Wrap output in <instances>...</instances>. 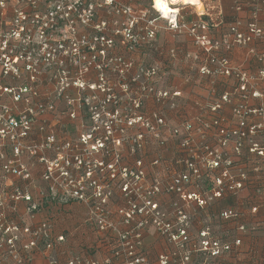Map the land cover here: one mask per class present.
Segmentation results:
<instances>
[{
	"label": "built area",
	"instance_id": "obj_1",
	"mask_svg": "<svg viewBox=\"0 0 264 264\" xmlns=\"http://www.w3.org/2000/svg\"><path fill=\"white\" fill-rule=\"evenodd\" d=\"M141 1L0 0V264H31L35 253L44 257L47 264H146L148 258L142 248L148 227H153L166 244L173 245L158 255V264H187L194 257L200 258L199 264H207L223 254L235 257L234 264H264V242L258 249L244 252L240 250L241 237L225 241L214 235L209 225L190 232L191 235L185 214L190 209H203L224 195L238 197L252 183L247 168L243 169L234 157L246 154L248 162L254 163L253 170L264 173V87L257 90L258 80L226 55L235 44L264 38V22L259 25L252 16L246 32L237 31L232 25V38L220 43L210 40L207 22L182 19L184 6L168 0L173 10L165 16L153 6L154 0H148L155 15L139 33L134 31L138 20L133 11L134 4ZM250 1L264 4V0ZM102 4L125 17L120 42H126L128 48L140 43L152 46L156 36L153 23L157 19H164L168 29L188 33L196 47L202 49L199 54H185L194 59L191 64L199 77H210V83L214 77H230V91L223 92L208 107H201L195 123L185 119L175 125L170 124L166 109L176 110L175 99L182 96L181 89L161 88L162 78L156 77L147 87L156 108H143L144 99L136 96L126 113H119L114 107L105 111L102 134L89 146L82 148L77 143L59 141L47 128L50 124L44 117L46 112L55 111V102L47 97L30 104L26 94L35 95L36 90L27 82L14 86L10 79L23 72L25 76L27 71L33 78L40 72V60L57 59L62 65L59 54L66 52L67 47L71 53L87 57L84 70L90 65L105 66L96 58L105 56L114 39L100 32L99 23L92 21L96 8ZM81 25L95 29L91 40H87L86 32L77 34V26ZM170 54H175L174 49H170ZM114 60L120 72L131 65L120 56ZM158 68V64L151 66L150 74L155 75ZM258 75L264 80V68ZM136 79L132 76L130 81ZM191 81L188 76L183 79L184 83ZM251 99H257V103L251 104ZM230 102L227 119L218 111ZM98 116L97 112L91 118ZM128 128L134 131L126 133ZM90 136L91 133L82 136L80 141L88 144ZM168 137L177 139L176 154L169 159L165 156ZM124 141L128 142L126 152L139 156L122 160L117 149ZM148 142L156 148L151 157L145 155ZM109 143L113 151L108 148ZM99 150L102 157L89 156ZM35 174L39 182L34 179ZM262 188L264 184L256 186L254 192L259 194ZM71 201L86 206L84 224L92 236L91 248L103 249L102 259L77 253L61 260L55 255L65 235L54 233L52 217L37 220V215L47 202ZM20 202L25 204L22 212ZM257 210L255 205L250 208L251 213ZM220 215L232 220L241 216L235 208L225 209ZM257 229L258 223L236 224L242 234Z\"/></svg>",
	"mask_w": 264,
	"mask_h": 264
},
{
	"label": "crops",
	"instance_id": "obj_2",
	"mask_svg": "<svg viewBox=\"0 0 264 264\" xmlns=\"http://www.w3.org/2000/svg\"><path fill=\"white\" fill-rule=\"evenodd\" d=\"M200 3L203 5L202 10L194 9L189 12L192 13L191 15L186 14L188 16L186 18L205 20L208 23L207 33L212 41L215 40L221 43L224 39L230 40L232 38V33L230 32L232 25L236 26L237 31L246 32V24L254 19L252 16L256 17L259 25L264 22V4L257 1L253 4L250 0H200ZM158 36V39L164 37L165 57L171 47L177 50L176 58H170L164 62H157L164 69L167 68L168 71L166 78L162 79L159 87L164 88V83L170 89L181 86L183 79L188 75L192 77V82L195 83L196 78H198L197 71L191 66V62L186 58L184 59V52L195 53L199 51V48L194 46L185 34L177 33L172 29L163 28V33ZM168 42L170 43L168 44ZM263 47L264 38L257 37L246 44L233 45V48L226 54L230 61L246 70L252 78L258 80L257 90H261L264 87V80L258 75V71L264 68V58H261ZM220 53L223 54L224 51L221 50ZM201 78L202 80L198 84L189 85L186 83L181 86V92L183 94L178 99L182 107L171 111L166 109V115L168 118H171V124H179L185 119H189L195 123L194 117L199 113L200 107L192 106V100H197L199 103L205 104L215 100L223 92H229L231 89L232 79L230 77L229 79L225 77H214L213 83H210L212 79L208 76H201ZM148 101H150V105L148 104L150 109L156 108L151 98ZM250 103L256 104L257 99H251ZM231 104L232 102L224 103L223 108L218 113L227 119L230 118ZM262 119L264 121V117ZM254 120L259 121L261 119L254 118ZM172 138H167L168 143L165 150L167 159L174 154L172 151L174 146L171 145ZM152 155L148 154V157ZM234 159L243 169L246 170L247 168L248 176L251 178L252 183L247 184L240 191L238 197L224 195L210 202L203 209H190L194 211L192 212L194 213V224L191 226V233H195L203 228L204 224L209 225L213 234L220 236L225 241H231L234 236L241 237L240 250L247 252L248 249H258L264 242V188L261 189V193L259 194L254 192L256 186L260 187L264 184V173L253 170L254 163L248 162L246 154L240 157H234ZM210 175L212 176V173ZM34 179L39 182L37 174L34 175ZM117 198L119 200L118 196ZM24 205V202L19 203L20 212H22ZM252 205L258 207L255 213L250 212ZM233 208L241 216L234 220L223 219L221 217L220 213L223 210ZM202 212L205 214L204 220H201L199 216ZM46 216L52 217L53 219L54 233H63L65 235V240L55 251V255L59 259L64 260L77 253L89 254L98 259H102L105 256L103 249L91 248L93 241L92 236L88 233L89 227L84 224L86 206L83 203L78 201H71L65 204L47 202L37 215V220ZM237 222H245L247 224L248 222L258 223V229L248 234H242L236 230ZM143 239V253L148 258L146 264H158V255L167 249L165 239L159 236L153 227L146 229ZM235 261L236 259L232 255L223 254L218 258L210 259L207 264H234ZM197 263H200V258L194 257L192 264ZM31 264H47V260L39 253H35Z\"/></svg>",
	"mask_w": 264,
	"mask_h": 264
},
{
	"label": "rangeland",
	"instance_id": "obj_3",
	"mask_svg": "<svg viewBox=\"0 0 264 264\" xmlns=\"http://www.w3.org/2000/svg\"><path fill=\"white\" fill-rule=\"evenodd\" d=\"M134 5L135 7L133 15L138 20L134 27V31L140 33L144 31V26L149 25V21H151L154 17L155 11L149 7L148 0H143L139 4L136 3ZM178 6H184L181 12L182 19H185L188 22L202 20L199 18H186L188 17L186 14L191 15L192 13L189 12L197 9L195 6L187 4H178ZM92 21L94 24L99 23L100 32H103L108 37H112L114 39V43L111 45V47L106 48L105 56L99 55L96 58V60L104 63L105 66H102L101 68H95L90 65L87 70H84L83 62H86L87 57H81V53L79 55L76 53L73 54L67 47L66 52H61L59 54L63 60L62 65H59V62L57 59H55V57V61L50 60L47 62L45 60H40L37 66V69L40 67V72L38 71L36 76L33 78L29 77L27 71L25 72V76L23 72L19 77L10 79L11 84L14 86L18 87L24 82H27V84L30 85L33 90H36L35 95L29 94L27 92L24 93H27L26 96H28L30 104H33L39 99L45 100L47 97L52 102H55V111L46 112L44 116L47 120V123L50 124L47 128L49 130L52 129L53 133L56 134L57 139L62 143H77L78 146H81L82 148H84V146H89V144L93 142L96 137L102 134V126H104L103 120L106 118L105 111L113 109L114 107L119 113H126L128 109L127 106L131 105V99L135 98L136 96H141L144 99L143 108L150 109V101H148L150 98L147 91L148 84H150L151 81L156 77H161L163 79L166 78V75L168 74L167 68L164 69V67L159 65L157 62H164L167 59L176 58L175 56L177 53V50L171 47L170 49H174L175 54L172 56L169 50L165 57L164 37L158 39V35L163 33V28L168 29L164 19H157L153 23L155 24L156 36L152 46L140 43L132 48H128V44L126 42L123 44L120 42L122 37V25L125 21V17L115 13L112 7L102 4V7L96 8ZM102 21L105 22L104 25H101ZM94 31L95 29L91 27H84L82 25L77 26V34L86 32L85 36H87L88 41L91 40V34ZM177 33L185 34L187 38H189L194 44V46H196L192 37L188 35V33L185 31ZM169 43L170 42H168V44ZM79 46L80 49H82L83 46L81 47L80 44ZM198 48L199 51L195 53L199 54L202 52V49H200V47ZM187 53L192 55L194 52H184V59L186 58L189 62H192L194 59L186 57L185 54ZM115 56H120L125 62L129 61L131 65L120 72L118 70L119 65L117 64V61L114 60ZM155 63L158 64L160 68L157 69L155 75H151L150 67L155 65ZM35 65H37V63ZM191 66L195 67L194 64H191ZM141 68L142 70L140 71ZM22 71L23 70H21V72ZM137 74L138 77H136ZM132 76L137 78L135 82L130 81ZM100 77L103 79H100ZM188 77L192 78L190 75H188ZM199 80L200 77L198 74V78H196L195 83L192 81L185 83L183 82L181 86L185 85L186 83L189 85L198 84L201 82L202 78L200 82ZM124 82L128 83L127 86H125ZM232 83L233 81L231 80V86ZM131 84L133 85L130 86ZM136 86L137 91L135 93L134 89ZM181 86H176V88L179 87L181 89ZM163 87L167 88V90H170V88H168L165 83L163 84ZM5 99L8 100L7 98ZM107 99L109 101H106ZM214 101L215 100L202 104L197 100H192V106H198L200 108L201 106L208 107ZM175 102V109L182 107L180 106L181 102L179 99L176 98ZM18 105L21 106V103ZM97 112L99 113L100 117L98 116L97 119H92L91 117H95ZM169 121L171 124L172 121L170 117ZM133 131L134 128H128L126 133ZM90 133L91 136L88 138L89 143H82L80 141L81 137ZM171 140V145L174 146V149H171L173 153L176 154L175 146L177 139L172 138ZM122 144L123 145L117 149L122 155V160H131L136 156H139L138 153L131 155L126 152L128 142L126 143L124 141ZM108 148H111V151L114 150L111 147V143L108 144ZM154 148L155 144L148 142L145 148L147 151L145 155H155L156 148ZM89 156L91 158H99L103 156V153L102 150H99L98 152H90ZM113 196L115 198V194ZM192 212L194 211L189 210L185 212L187 221L190 223L188 230L189 233L191 232V226L194 224V213ZM199 216L201 220H204V212L200 213ZM172 246V244H167V249L169 250ZM192 263L193 259L189 260L187 264Z\"/></svg>",
	"mask_w": 264,
	"mask_h": 264
},
{
	"label": "snow or ice",
	"instance_id": "obj_4",
	"mask_svg": "<svg viewBox=\"0 0 264 264\" xmlns=\"http://www.w3.org/2000/svg\"><path fill=\"white\" fill-rule=\"evenodd\" d=\"M173 3H175V0H172ZM187 3L188 0H185ZM157 10L162 12L165 16L168 15L170 11L173 9L169 6L168 3L165 2V0H154V5H153ZM219 194V193H218Z\"/></svg>",
	"mask_w": 264,
	"mask_h": 264
},
{
	"label": "bare ground",
	"instance_id": "obj_5",
	"mask_svg": "<svg viewBox=\"0 0 264 264\" xmlns=\"http://www.w3.org/2000/svg\"><path fill=\"white\" fill-rule=\"evenodd\" d=\"M167 1L168 0H165L166 3H167ZM173 4H175V5H177V4H180V5H183V4L193 5L199 10H201L202 6H203L202 3H200V0H188L187 3L185 2V0H175V3H173ZM169 6L172 8V6L170 4H169Z\"/></svg>",
	"mask_w": 264,
	"mask_h": 264
}]
</instances>
